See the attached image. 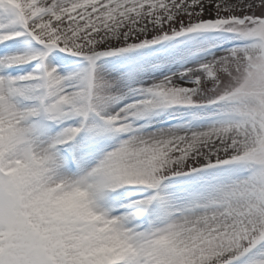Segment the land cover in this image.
<instances>
[{
	"label": "snow or ice",
	"instance_id": "obj_1",
	"mask_svg": "<svg viewBox=\"0 0 264 264\" xmlns=\"http://www.w3.org/2000/svg\"><path fill=\"white\" fill-rule=\"evenodd\" d=\"M0 264H264V0H0Z\"/></svg>",
	"mask_w": 264,
	"mask_h": 264
}]
</instances>
